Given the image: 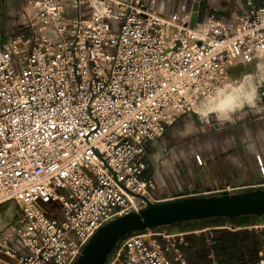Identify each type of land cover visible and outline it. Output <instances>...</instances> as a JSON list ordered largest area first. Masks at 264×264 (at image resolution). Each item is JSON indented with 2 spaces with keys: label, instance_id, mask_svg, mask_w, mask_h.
<instances>
[{
  "label": "built area",
  "instance_id": "obj_1",
  "mask_svg": "<svg viewBox=\"0 0 264 264\" xmlns=\"http://www.w3.org/2000/svg\"><path fill=\"white\" fill-rule=\"evenodd\" d=\"M194 2L26 0L0 28V204L17 208L0 264H72L99 227L159 200L145 171L166 125L235 81L231 67L264 63V0L190 28ZM182 245L136 232L109 264H188Z\"/></svg>",
  "mask_w": 264,
  "mask_h": 264
},
{
  "label": "crops",
  "instance_id": "obj_2",
  "mask_svg": "<svg viewBox=\"0 0 264 264\" xmlns=\"http://www.w3.org/2000/svg\"><path fill=\"white\" fill-rule=\"evenodd\" d=\"M263 105L264 96H259L251 115L240 112L233 123L226 121L213 129H203L202 133L186 132L173 140V146L168 149V140L162 137L159 143L164 155L159 156L158 152L156 155V148H151L152 157L145 171L156 181V197L165 199L188 193L192 188L203 191L215 186H240L261 180L256 156L259 155L264 163ZM180 117L166 126H171ZM194 153L200 154L201 165L196 163ZM186 239L189 250L196 248L191 235H186Z\"/></svg>",
  "mask_w": 264,
  "mask_h": 264
},
{
  "label": "water",
  "instance_id": "obj_3",
  "mask_svg": "<svg viewBox=\"0 0 264 264\" xmlns=\"http://www.w3.org/2000/svg\"><path fill=\"white\" fill-rule=\"evenodd\" d=\"M197 10L198 1H195L189 22L190 28H194L197 23ZM178 46L179 41L174 49ZM248 64L255 66V59L246 65L231 67L230 75L237 77L239 69L242 73L248 72L250 70ZM154 145L159 156H163L159 142L155 141ZM262 183L261 179L240 185L241 187L238 186L239 188L231 192L183 193L156 201L146 200V205L137 211L127 212L99 227L72 264H109L112 251L119 241L133 233L145 232L148 229L158 228L166 231L168 228L169 233H180L183 232L180 230V225L188 224L190 221L212 218L221 224L222 220L230 221V218L249 215L254 217L255 225H264V184ZM228 225L235 228L236 225H250V223L229 222Z\"/></svg>",
  "mask_w": 264,
  "mask_h": 264
},
{
  "label": "rangeland",
  "instance_id": "obj_4",
  "mask_svg": "<svg viewBox=\"0 0 264 264\" xmlns=\"http://www.w3.org/2000/svg\"><path fill=\"white\" fill-rule=\"evenodd\" d=\"M26 0H4V4L0 2V12L2 8L5 6V15L4 17L0 16V28L1 27H10L12 19L18 17V11L21 6H19L22 2V5H25ZM186 1L188 7L190 6L191 0H173V2L177 5L179 2ZM198 1V20L202 21L208 14H214L216 16H220L223 14H229L231 11L235 9L237 0H195ZM243 1V0H242ZM12 27V26H11ZM7 31V30H5ZM260 62V69H254L250 74L248 80H245L243 86L251 87L256 92V100L257 98L263 97L261 95V91H264V64ZM227 88V87H224ZM204 99V98H203ZM202 98L199 99V102L194 104L193 109L189 113L182 114L181 117L173 123L171 126H166L165 132L163 134V139L168 140L167 142V149L170 146H173V140H175L179 135L184 133H190V131H197L198 133H202L203 129H213L216 126H220L226 123H233L236 121L237 115L240 112H244L245 116L251 115L253 112L252 110L255 107H246L240 112H237L232 115L231 119L229 120H217L215 115H209L207 118L201 115L200 106L203 103ZM256 105V103H255ZM187 115V116H186ZM178 118V117H177ZM176 118V119H177ZM209 120V123L206 120ZM175 121V120H174ZM173 121V122H174ZM175 125L173 128L172 126ZM198 135V134H197ZM199 136V135H198ZM200 139L199 137H196ZM160 145V143H159ZM227 186V185H225ZM220 186V187H225ZM216 188H220L219 186H215ZM215 187H210L213 189ZM197 190V189H196ZM199 190V189H198ZM190 191L197 192L195 190L190 189ZM5 203V202H4ZM17 216V208L12 202L6 201L5 204H1L0 206V228L6 224H11L14 222ZM229 220H222V223L216 222L215 224H207L205 226H197V224H181L180 230L183 231V238L187 242V245H183V248L180 247L182 253L185 255L188 264H237L236 261H240L242 258L241 253L236 252L233 247H230L226 250L221 248L216 249H209L212 248L214 245L213 238L209 241L211 237V233L214 231H218V235H225L229 238L232 242L239 239H244L245 247L243 251L248 255V252H253L255 249L258 251L264 247V225H256L253 219L252 222H249L250 225H236V227H232L229 224ZM224 226L222 227V225ZM192 227H196V229H191ZM245 227V228H244ZM168 232V228L166 229ZM191 235L192 239L195 241L196 248H192L189 250L188 240L186 239V235ZM213 235V234H212ZM184 247H188L186 250ZM208 249L206 260L203 261L200 259V254ZM217 252L219 254H217ZM258 256V252H257ZM249 257V255H248ZM259 257V256H258ZM260 259V258H259ZM259 260L255 261L258 263ZM205 262V263H203Z\"/></svg>",
  "mask_w": 264,
  "mask_h": 264
},
{
  "label": "clouds",
  "instance_id": "obj_5",
  "mask_svg": "<svg viewBox=\"0 0 264 264\" xmlns=\"http://www.w3.org/2000/svg\"><path fill=\"white\" fill-rule=\"evenodd\" d=\"M256 103V92L246 86L219 88L210 94L201 104V115L207 118L215 115L217 120H229L232 115Z\"/></svg>",
  "mask_w": 264,
  "mask_h": 264
},
{
  "label": "trees",
  "instance_id": "obj_6",
  "mask_svg": "<svg viewBox=\"0 0 264 264\" xmlns=\"http://www.w3.org/2000/svg\"><path fill=\"white\" fill-rule=\"evenodd\" d=\"M254 219V217L252 215H249V216H241V217H235V218H230V221L232 223H249V222H252ZM216 222H218L217 220L215 219H212V218H208V219H201V220H195V221H190V223L192 224H197V226H205L207 224H215ZM213 236V242H214V245L213 247L209 248V249H216L217 251L219 250L218 248H221L223 250H226L230 247H233L235 249L236 252H239L241 253L242 255V258L240 261H236L237 264H253L255 263V261L259 260V257L257 256V252L258 250L255 249L253 252H248V255L243 251V248L245 247V240L244 239H239V240H235V241H231L229 238H227V236H225L224 234L223 235H218V231H214L212 232ZM207 252H208V249L204 250L202 253H201V259L203 261L206 260V255H207ZM217 254H219L217 252ZM205 263V262H203ZM229 264V263H228Z\"/></svg>",
  "mask_w": 264,
  "mask_h": 264
},
{
  "label": "bare ground",
  "instance_id": "obj_7",
  "mask_svg": "<svg viewBox=\"0 0 264 264\" xmlns=\"http://www.w3.org/2000/svg\"><path fill=\"white\" fill-rule=\"evenodd\" d=\"M179 44H180V42H179ZM254 64V63H253ZM253 64H248L249 66L248 67H250L249 69V71L248 72H245V73H242L241 71L242 70H237V72L239 73L238 74V76H237V79L235 80V81H228L227 83H226V87L227 88H231V87H236V86H241V85H244V83H245V80H248L249 79V77L251 76V72L254 70V69H256V68H260L261 66H260V64H258V65H255V66H253ZM262 64H264V63H262ZM235 73V72H234ZM246 87H248V86H246ZM251 88V87H250ZM253 89V88H252ZM207 98V97H206ZM206 98H204L202 101H204ZM156 155H157V150H156Z\"/></svg>",
  "mask_w": 264,
  "mask_h": 264
},
{
  "label": "flooded vegetation",
  "instance_id": "obj_8",
  "mask_svg": "<svg viewBox=\"0 0 264 264\" xmlns=\"http://www.w3.org/2000/svg\"><path fill=\"white\" fill-rule=\"evenodd\" d=\"M0 2H1V4H4L5 3L4 0H0ZM4 9H5V6L2 8V11L0 12V16L1 17H4V15H5Z\"/></svg>",
  "mask_w": 264,
  "mask_h": 264
}]
</instances>
